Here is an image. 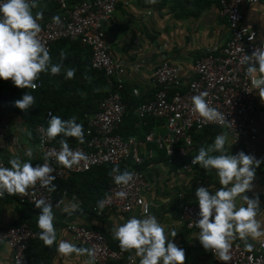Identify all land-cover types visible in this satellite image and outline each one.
Returning a JSON list of instances; mask_svg holds the SVG:
<instances>
[{
	"label": "built area",
	"instance_id": "obj_1",
	"mask_svg": "<svg viewBox=\"0 0 264 264\" xmlns=\"http://www.w3.org/2000/svg\"><path fill=\"white\" fill-rule=\"evenodd\" d=\"M120 0H82L70 4L67 0H39V5L55 3L62 23L57 25L52 18L45 22L39 38L48 51L60 40L79 42L90 50V67L100 72L107 79L109 92L98 101L96 111L84 116V134L87 137L85 146L70 147L86 154L87 160L78 165L66 168L60 165L54 156L48 157V162L55 169L54 184L67 181L73 175L82 174L101 165L118 166L120 170L134 173V180L127 187L118 186L113 182L101 200H107L105 207L100 209L98 203L92 208V214L102 218L109 212L131 214L149 213L150 203L143 199V190L147 187V180L142 171L130 168V164H141L145 148L153 144L158 150L164 151L168 158H186L193 145L194 135L207 128L223 129L231 144L241 141H255L258 129L250 115L254 109V95L250 80L246 75V64L241 63L244 55H251L255 48L262 43L256 41V32L241 25L240 8L243 5H254V0H218L219 14L227 21L229 38L220 48L205 50L190 68L191 78L187 81L181 78L183 69L178 65L163 61L152 74V94L150 98L136 106L135 113L139 120L153 119L161 126L164 133L153 130L147 132L142 139L123 138L117 133L123 122L126 106L122 102L125 89V67L122 61L114 59L103 40V26L112 17ZM264 2V0H261ZM137 68V66H135ZM36 90L40 82H35ZM207 91L206 99L211 101V107L224 113V124L207 122L191 111V97ZM131 96L138 97V91H131ZM51 111H47L43 121L33 129L36 149L40 163L52 150H59L53 140L45 136ZM3 134H0L2 140ZM10 142L19 145V138L11 136ZM150 157V156H148ZM0 164L5 163L0 160ZM184 172L196 167L192 158L182 162ZM127 192V197L120 199L115 193ZM65 195V192L62 193ZM13 196L19 205H27L32 211H40L35 207L36 200L49 199L54 203V193L40 188L39 183L27 190L25 194ZM182 195H178L180 198ZM147 209V211H145ZM199 207L196 200L186 201L181 205L180 221L184 228L197 232L195 221L199 219ZM191 225V226H190ZM71 238L85 248H92L96 252V264H117L125 260V253L112 249L107 239L99 232L75 223H68L65 227ZM37 234L27 223L0 229V243L10 253L14 264H25L27 247L30 241L36 239ZM232 260L228 264H264V237L260 239L252 252L233 242ZM211 264H224L209 251ZM126 264H131L127 261Z\"/></svg>",
	"mask_w": 264,
	"mask_h": 264
},
{
	"label": "crops",
	"instance_id": "obj_2",
	"mask_svg": "<svg viewBox=\"0 0 264 264\" xmlns=\"http://www.w3.org/2000/svg\"><path fill=\"white\" fill-rule=\"evenodd\" d=\"M52 3H44L34 11H42L43 19L51 9ZM255 5H243L240 8L241 25L256 32V41L264 43V14L253 11ZM229 38L227 21L219 14L218 0H120L112 17L103 26V40L108 46L109 54L116 60L122 61L125 67L124 83L125 89L121 96L126 106L124 121L118 129L123 138H140L147 133L139 122H136V106L139 101H147L152 94L151 78L154 70L160 63L166 61L173 65L180 66L183 71L180 76L185 81L191 78L190 68L195 60L203 56L205 50L220 48ZM51 63L62 64V71L70 68L72 64H81V61L89 57V51L83 45L74 43H56L53 45ZM66 60V62H65ZM137 66V68H135ZM52 77L54 76L51 74ZM95 75L85 80H76L77 84L72 87L75 90L88 85L96 93L101 91L98 88ZM59 76H54L51 91L54 97H69L72 90L70 87L61 86ZM92 83V84H91ZM60 87L62 91L58 89ZM137 90L138 97L131 96V91ZM82 97L85 91L82 90ZM254 109L251 112V119L258 129V136L255 141H241L238 144L226 145L230 154L243 151L246 154L254 155L258 159H264V100H261L255 91ZM97 106V104H96ZM96 111V107L91 114ZM151 128V127H150ZM148 128V129H150ZM164 133V130L157 123L150 131ZM226 134L223 129L207 128L194 135L193 145L186 158H168L166 155L160 157L153 144L148 145L144 150V159L148 160L143 173L147 180V187L143 190L142 196L150 203L148 214L155 215L158 221L165 226V230H175L177 235L172 237L173 242L185 250L184 264H211L209 251L206 252L200 245L194 231L184 228L180 221L181 205L186 201L196 200L195 192L199 187H206L214 192L219 187L218 178L214 171L204 170L199 165L184 172L181 170V163L195 156L200 147H207L213 142L217 134ZM0 160L10 167L8 161L15 156L22 160H31L35 167L40 163L36 149L35 138L32 133L26 131L21 118L15 115L7 106L0 107ZM19 138V145L14 146L10 142L11 136ZM31 148V158L25 157L24 152ZM150 156V157H148ZM178 195H182L180 198ZM249 197L259 196L261 209H264V163H261L256 170L252 190L246 192ZM77 198L73 195L67 196L56 194L52 205L55 213L54 226L57 231V242L61 239L70 240L78 247H84L71 238L65 227L68 223H75L88 229L101 233L108 241L111 248L121 250L118 241L112 238L111 229L114 225L123 222L132 215L142 216L138 212L122 214L109 212L102 218H98L88 212L81 214L73 213L71 216L63 213L56 207L60 200L70 201ZM79 202V201H78ZM242 201L237 199V204ZM22 206L13 196L0 198V229L11 227L20 219ZM40 212L31 214V222L36 225V217ZM259 218L264 221V210ZM261 238L249 242L254 246ZM235 243L244 247V242L237 239ZM254 247V248H255ZM125 260L117 264H138L139 258L133 251H125ZM86 256H63L56 251L54 244L53 252L49 258V264H84ZM0 264H14L7 248L0 243Z\"/></svg>",
	"mask_w": 264,
	"mask_h": 264
},
{
	"label": "clouds",
	"instance_id": "obj_3",
	"mask_svg": "<svg viewBox=\"0 0 264 264\" xmlns=\"http://www.w3.org/2000/svg\"><path fill=\"white\" fill-rule=\"evenodd\" d=\"M151 2V0H149ZM253 11L264 14V2L254 0ZM39 6V0H0V80H11L16 88L35 89L36 81L42 72L53 75L62 71V64L51 63L49 51L39 38L42 31L40 21L42 11H34ZM55 24L62 23L59 16L52 17ZM241 63L246 64V75L253 90H256L261 100H264V43L255 48L251 55H244ZM75 69L65 70V78L71 79ZM207 91L191 97L192 113L207 122L224 124V113L211 107V101L206 99ZM34 96L25 91L21 99L15 101V107L26 110L33 106ZM45 136L51 140L61 136L59 150L52 149L42 164L32 166L31 160H22L15 156L8 161L10 167L0 164V198L14 194H25L27 190L39 183L40 188L48 192L55 191V169L48 162V157L66 168L78 165L87 160L80 150L70 148L67 137L77 138L84 143L83 125L77 123L76 117L62 119L52 115L45 129ZM229 137L223 133L217 134L207 147H200L192 164L199 165L204 170L214 171L218 178L219 187L214 192L206 187H199L196 192V202L199 207V219L195 233L200 245L212 252L219 261L228 264L232 260L233 242L237 239L244 242L247 252L254 250V244L249 238L256 240L264 237V221L259 216L262 210L259 196L249 197L246 192L252 190L256 170L264 159L243 151L230 154L226 145ZM33 151L27 148L25 157L31 158ZM113 182L127 187L134 180V173L121 171L118 166L111 170ZM116 197L124 199L127 192L121 190ZM242 201L237 204V199ZM107 200L98 201V207L103 209ZM35 207L40 209L36 217V226L40 230L38 238L45 246L56 245L57 253L63 256H86L84 264H96V252L92 248L78 247L70 240L61 239L57 242V231L54 226L55 213L49 199L36 200ZM56 207L61 212L71 216L81 210L80 203L73 198L70 201L60 200ZM147 211V209H145ZM116 224L111 229L112 238L118 241L122 252L133 251L139 258L138 264H184L185 250L178 247L172 237L177 235L175 230L167 231L155 215H132ZM191 226V225H190Z\"/></svg>",
	"mask_w": 264,
	"mask_h": 264
},
{
	"label": "trees",
	"instance_id": "obj_4",
	"mask_svg": "<svg viewBox=\"0 0 264 264\" xmlns=\"http://www.w3.org/2000/svg\"><path fill=\"white\" fill-rule=\"evenodd\" d=\"M80 1L82 0H67V2H69L70 4H74ZM57 10H58L57 5L55 3H52L51 9L46 13V15L48 16L46 17V19L43 20L44 23L49 21L52 17L56 16L58 14ZM44 23L42 24V26L44 25ZM56 43L57 44L74 43L80 45L79 42H70L67 40H60L57 41ZM85 48L89 51V57L82 60L81 64L79 65L78 64L71 65L70 68L75 69V75L73 78L66 79L65 73L56 74L59 76L58 82L60 83L61 86L71 88L73 93L71 96L69 97L52 96L51 94L52 91L50 90L52 83L50 82L52 81V79H54V76L56 77V75L52 77L50 72H42L39 75V78L36 81H34V83L40 82V87L36 90H31V88H27V89L16 88L12 84L11 80L8 81L0 80V107L5 105L15 115L19 116L26 131L32 133L34 138L35 136L33 134V129L37 124L43 121V117L45 116L47 111H51L52 115L60 116L62 119H70L72 117H76L77 123L82 124L84 129L85 127V124L83 122L84 116L87 113L92 112L95 109L98 101L101 100L103 97L107 96L109 92L107 79L104 77V75L100 72H96L91 69L90 50L88 47ZM53 49L54 46H52L49 51L50 57H53L52 56ZM93 75L97 77V79H93L94 81L93 84L97 82L98 88L99 87L101 88V91L99 93H96V90L92 91L88 85H83L79 90H75L72 87L73 84H77L78 80L87 81V79L91 78ZM58 89L62 91L60 87H58ZM82 90L85 91L84 97H82L81 95ZM25 91L34 96L35 98L34 104L29 109L20 110L17 107H15V101L21 99L22 96L25 94ZM142 102L145 101H139L138 104ZM136 122H139L140 126L144 127L145 130H147V132H149L152 126L156 124V121L150 118L145 120H139L137 118ZM117 133L119 134L120 131L118 130ZM60 139L61 136H58L56 138H53L52 140L55 143V145L60 147L59 145ZM65 139H67L70 147H74L76 145L85 146L87 142V137L85 136V134H84L83 144L79 143L77 138L67 137ZM154 148L157 150V154L160 157L165 156L164 151L158 150L155 146ZM146 164H148V160L143 158L141 164L139 165L130 164V168L138 171H143ZM112 168L113 167L109 165H101L98 167H94L85 173L73 175L67 181L55 185V191H53L54 198L56 194H61L63 192H65V195L67 196L73 195L77 198L81 206V210L76 213L81 214L83 212H88L92 214V208L98 203V201H100L105 196L106 191L108 190L111 184L110 173ZM20 206H22L20 219L17 222H15L12 226H16L21 223H27L29 227L37 234L36 239L30 241L28 244L27 247L28 256L25 261V264H49V258L51 253L53 252L54 245L45 246L43 242L40 241L38 238V232L40 230L37 228L35 224L31 222V214L40 211H32L30 207L27 205H20Z\"/></svg>",
	"mask_w": 264,
	"mask_h": 264
}]
</instances>
